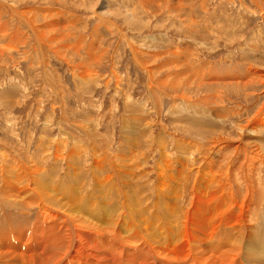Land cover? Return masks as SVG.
<instances>
[{
    "label": "rangeland",
    "instance_id": "rangeland-1",
    "mask_svg": "<svg viewBox=\"0 0 264 264\" xmlns=\"http://www.w3.org/2000/svg\"><path fill=\"white\" fill-rule=\"evenodd\" d=\"M261 14L250 0H0V147L20 154L60 144L68 150L76 139L84 149L135 150L153 179L162 158L159 139L179 168L201 164L209 150L221 162L226 147L213 149L221 132L218 137L247 145L253 154L252 143L261 144L264 162V129L251 133L248 126L244 136L238 130L264 97ZM176 66L199 77L209 72L212 82L195 91V81L184 77L171 87L164 80L177 75ZM243 81L254 84L244 89ZM230 84L237 88L215 93L209 87ZM214 94L222 97L214 101ZM205 95L208 102L196 105ZM87 156L80 161L85 190L92 182ZM39 160L66 176V158ZM4 208L0 203V219L17 214Z\"/></svg>",
    "mask_w": 264,
    "mask_h": 264
},
{
    "label": "bare ground",
    "instance_id": "bare-ground-1",
    "mask_svg": "<svg viewBox=\"0 0 264 264\" xmlns=\"http://www.w3.org/2000/svg\"><path fill=\"white\" fill-rule=\"evenodd\" d=\"M250 1L264 14V0ZM176 68L181 70L165 83L175 85L185 77L195 81L191 84L197 91L212 82L209 72L199 77ZM259 77L252 82H264V73ZM252 82L239 84L248 89ZM209 87L216 93L234 90L237 84ZM182 95L188 97L187 92ZM205 96L196 105L206 104L210 95ZM213 96L214 101L222 97ZM153 102L158 109L159 98ZM261 105L246 126L239 124L241 134L248 126L251 133L264 129V97ZM218 136L213 149L226 147L224 160L219 152L222 161L212 160L209 150L201 164L179 168L169 162L159 139L162 158L153 166V179L140 159L144 156L135 150L113 152L95 144L84 149L76 139L68 150L60 148L59 139H53L58 146L52 151L42 144L39 152L23 154L0 147V203L17 211L0 219V264H264V180L257 176L264 165L261 144L248 139L256 147L253 154L246 144ZM85 152L89 190L82 187ZM48 156L68 160L65 177L57 175L55 165L41 164L39 159ZM31 213L35 216L27 221Z\"/></svg>",
    "mask_w": 264,
    "mask_h": 264
}]
</instances>
